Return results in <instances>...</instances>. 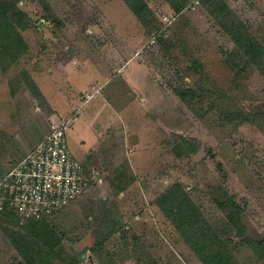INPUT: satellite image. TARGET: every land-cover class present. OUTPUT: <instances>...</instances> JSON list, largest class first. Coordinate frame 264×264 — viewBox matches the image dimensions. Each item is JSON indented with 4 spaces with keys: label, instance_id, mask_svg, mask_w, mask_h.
<instances>
[{
    "label": "rangeland",
    "instance_id": "rangeland-1",
    "mask_svg": "<svg viewBox=\"0 0 264 264\" xmlns=\"http://www.w3.org/2000/svg\"><path fill=\"white\" fill-rule=\"evenodd\" d=\"M8 1L25 15L20 34L27 46L12 67L28 74L30 118L44 119L48 131L53 119L70 120L71 152L99 172L97 182L49 217L62 235L63 259L202 264L156 204L175 183L215 230L238 235L221 205L233 198L245 233L264 237V76L251 65L236 74L244 67L236 44L201 0H187L180 12L166 0H141L147 9L139 14L125 0ZM224 2L264 44V0ZM164 16L176 19L166 26ZM191 60L203 66L190 67ZM58 70L55 91L48 76ZM131 71L146 73L153 85H145L144 107ZM39 76L48 94L40 92ZM187 86L198 87L197 96L181 100L177 91ZM52 93H59L54 106ZM119 181L127 184L121 191ZM2 223L0 264H24L3 228L20 227ZM100 236H107L103 244ZM231 247L237 264H262L241 238Z\"/></svg>",
    "mask_w": 264,
    "mask_h": 264
},
{
    "label": "trees",
    "instance_id": "trees-1",
    "mask_svg": "<svg viewBox=\"0 0 264 264\" xmlns=\"http://www.w3.org/2000/svg\"><path fill=\"white\" fill-rule=\"evenodd\" d=\"M15 1L18 2L19 0ZM125 1L136 14L143 13L147 9L141 0ZM166 1L175 12H180L187 3V0ZM201 1L209 15L230 35L236 44L240 53V59L238 60L244 64L243 68H238L236 74L241 73L246 65H251L264 76V44L261 40L255 37L249 28L237 18L224 0ZM15 7V2L0 0V53L2 55L23 52L27 46L20 34V30L26 29L23 21L25 15L23 11L16 13ZM186 25L184 24V26ZM158 39L162 41L164 38L159 35ZM202 66L199 60L190 61V67L199 69ZM197 88L192 89L191 86H187L177 91V94L181 100L194 98L197 96ZM250 116L251 114H245L242 119L249 120ZM123 178L124 176L121 173L116 180ZM117 184V191H121L127 186V184L121 185V181ZM156 204L168 216L183 240L195 252L202 264H237L234 250L231 247L235 237L241 238L245 245L252 249L253 253L264 264V237H252L245 233L242 211L233 198L224 199L221 205H226V209H229L227 218L231 228L237 231L238 235L235 237H228L226 233L215 230L206 221L199 207L190 199L189 194L179 183H175L163 192L157 198ZM1 220L6 225L7 222L8 224L14 222L20 227L16 231H12L7 226L3 228L9 234V239L24 264H76L75 259L68 263L59 255L58 248L61 244L62 235L56 230L54 224L49 221V217L39 220H22L13 210H7L0 212ZM107 236H100L98 243L103 244Z\"/></svg>",
    "mask_w": 264,
    "mask_h": 264
},
{
    "label": "built area",
    "instance_id": "built-area-1",
    "mask_svg": "<svg viewBox=\"0 0 264 264\" xmlns=\"http://www.w3.org/2000/svg\"><path fill=\"white\" fill-rule=\"evenodd\" d=\"M163 20L168 26L175 18ZM69 127L70 120L53 119L45 137L0 179V212L13 210L22 220L51 217L100 179L71 152Z\"/></svg>",
    "mask_w": 264,
    "mask_h": 264
},
{
    "label": "crops",
    "instance_id": "crops-1",
    "mask_svg": "<svg viewBox=\"0 0 264 264\" xmlns=\"http://www.w3.org/2000/svg\"><path fill=\"white\" fill-rule=\"evenodd\" d=\"M23 54V52L7 53L4 55L0 53V179L27 155L45 137L48 131L44 119L30 118L29 93L26 90L29 87L27 72L21 71L20 74L18 72L13 73L14 68L12 66L18 64ZM130 73H132L130 80H134L137 77L136 73H138V69L136 73L135 71H131ZM9 74H11L10 77ZM59 75H61L60 70L56 74L48 76L51 77L50 80L54 90L56 88L55 84L60 81ZM105 77L107 78V75ZM139 77L142 78L140 79ZM45 81L46 77L43 78L42 76L36 79V83L40 84V92L48 94L45 91ZM137 81H139L137 82L138 88L139 86L142 87L137 91L142 94L140 102L143 103V106L150 101L149 95H145L147 91L145 85L148 84L150 86L149 89L153 85H150L151 83L146 79V73H143V76H138ZM142 82H144V85ZM54 90L53 92L56 91ZM36 91L38 92V90ZM59 91L60 88L58 89ZM49 92L51 93V90ZM59 93L58 95L54 93H52V96L47 95L48 100L52 102V106H54V102L58 103ZM132 104L137 103L132 101Z\"/></svg>",
    "mask_w": 264,
    "mask_h": 264
}]
</instances>
